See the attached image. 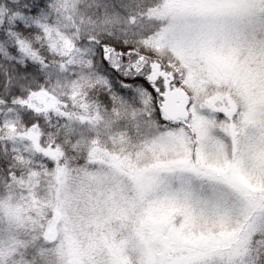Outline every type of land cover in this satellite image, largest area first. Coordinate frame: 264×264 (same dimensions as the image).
<instances>
[{
	"label": "snow or ice",
	"instance_id": "6c2138e0",
	"mask_svg": "<svg viewBox=\"0 0 264 264\" xmlns=\"http://www.w3.org/2000/svg\"><path fill=\"white\" fill-rule=\"evenodd\" d=\"M0 4V40L30 58L19 68H47L31 39L64 47L45 24L51 5ZM140 16L133 44L88 38L104 106L130 130L73 163L37 141L47 179L9 173L23 202L3 213L0 264H264V0H150ZM37 91L14 102L38 111Z\"/></svg>",
	"mask_w": 264,
	"mask_h": 264
},
{
	"label": "trees",
	"instance_id": "16d2710c",
	"mask_svg": "<svg viewBox=\"0 0 264 264\" xmlns=\"http://www.w3.org/2000/svg\"><path fill=\"white\" fill-rule=\"evenodd\" d=\"M149 2L150 0H46L51 9H46L48 18L45 24L49 30L60 31L70 43L71 50L67 55H59L46 47L48 43L43 34L39 39L34 35L31 43L38 56L47 57L48 67L41 70L40 61H35L32 68L22 71L19 64L27 63L30 58L16 50L13 37L0 40V119L3 118L15 127H23L24 133L31 130L32 138L24 137L36 146L37 141L44 148L49 144L62 145L70 163L74 162L71 158L81 154L83 147L92 139L99 138L103 144L110 134L126 127L130 130L126 117L117 119L113 114L111 103L107 108L104 106L103 97L108 90L105 81L98 75L103 72L99 56L90 53L89 59L82 61V68H76L71 60H74L76 52L81 53L95 47L88 42L90 36L101 40H127L129 44H133L138 38L134 33L140 31L139 24L144 22L140 13ZM3 6L0 4V7ZM130 16H136L138 21L131 28L127 24ZM92 61H95L94 69L84 64ZM113 84L119 88L114 81ZM40 88L46 91L38 92ZM34 91H37V95L29 102L38 111L14 102L18 98L27 99L29 93ZM35 123L39 127L32 129ZM9 154L6 150H0V181L9 184L10 172L15 173V176L20 172L23 174L21 177L27 180L31 171L25 167V163L19 161L23 152L18 156ZM38 160L41 164L38 171H41L47 160H41L40 157Z\"/></svg>",
	"mask_w": 264,
	"mask_h": 264
},
{
	"label": "rangeland",
	"instance_id": "374dc122",
	"mask_svg": "<svg viewBox=\"0 0 264 264\" xmlns=\"http://www.w3.org/2000/svg\"><path fill=\"white\" fill-rule=\"evenodd\" d=\"M53 34V38L58 42L59 44H63L64 47L62 49H53L56 53L59 55H67L71 50L70 43L66 40V38L62 35L60 31H54L50 30ZM47 41V40H46ZM47 43H49L47 41ZM90 53L93 54L92 48L90 47L88 51H81V53L76 52L74 54V60H71L72 64L75 65L76 68L83 66L82 61L89 59ZM23 54V53H22ZM24 55V54H23ZM25 56V55H24ZM77 64L79 66H77ZM87 66H89V63H84ZM85 70V69H84ZM86 72H89L86 70ZM86 85V80L83 81V86ZM8 125H11V123H8V121H5L3 118L0 119V150L5 151L10 155L9 153H13L14 155L18 156L23 152V155L19 161L21 163H25V167L30 170L31 172L35 171L40 174V180L45 181L47 177L44 175V168L41 169V171H38V167L41 165L39 164L38 157L41 158V160H47L41 152L37 150V146L34 142H32L30 139L24 137V135H21V133H24V128L21 126H16V132L12 133L10 132ZM49 164V161L47 160V163L45 162V165L47 166ZM23 174H20V172L16 173L17 178H23L21 177ZM25 179V178H23ZM43 187V185H42ZM24 184H22L19 180L12 183L10 186L9 184H6L3 181H0V228L4 227V220L5 217L3 215L5 209L8 207L9 204L12 206H16L21 204L22 201V192H23ZM43 194V192H41ZM0 235H3V232H0Z\"/></svg>",
	"mask_w": 264,
	"mask_h": 264
}]
</instances>
